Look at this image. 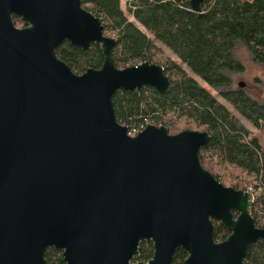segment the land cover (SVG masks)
<instances>
[{
  "label": "water",
  "instance_id": "water-1",
  "mask_svg": "<svg viewBox=\"0 0 264 264\" xmlns=\"http://www.w3.org/2000/svg\"><path fill=\"white\" fill-rule=\"evenodd\" d=\"M83 1L0 0V264H44L47 248L65 264H172L179 248L182 264H245L264 243L254 193L202 166L207 131L148 124L130 135L117 121V90L164 94L170 81L157 63L118 68L116 39ZM204 1L188 0L196 12ZM66 40L99 45L100 68L75 73L55 52ZM142 241L153 254L135 262Z\"/></svg>",
  "mask_w": 264,
  "mask_h": 264
},
{
  "label": "trees",
  "instance_id": "trees-1",
  "mask_svg": "<svg viewBox=\"0 0 264 264\" xmlns=\"http://www.w3.org/2000/svg\"><path fill=\"white\" fill-rule=\"evenodd\" d=\"M82 5L100 19L104 33L116 39L112 57L118 68L154 62L164 68L170 81L164 94L150 86L140 91L117 90L112 96L117 121L129 131L148 122L169 129L174 121L165 116L172 112L176 118L187 117L195 127H203L210 140L200 149L202 166L206 167L205 153H209L249 175L254 180L251 191L255 196L251 213L256 226L264 228V150L251 137L250 130L180 66L183 64L207 86L226 89L231 84L226 72L244 69L233 55L238 42L256 63L264 64V0H205L201 12L194 11L188 0H132L129 4L124 0H84ZM155 41L166 47L179 63L170 56L154 60ZM55 52L74 72L100 68L103 61L97 44L82 50L66 40ZM220 95L264 132V104L247 96L242 89L223 90ZM213 176L219 180L217 175ZM214 225V239L224 240L229 230L219 221L215 220ZM150 253L151 246L141 242L134 261L146 260ZM186 255L184 249H177L172 264H182ZM44 258V264H65L62 252L54 248H47ZM245 264H264V243L249 246Z\"/></svg>",
  "mask_w": 264,
  "mask_h": 264
},
{
  "label": "rangeland",
  "instance_id": "rangeland-1",
  "mask_svg": "<svg viewBox=\"0 0 264 264\" xmlns=\"http://www.w3.org/2000/svg\"><path fill=\"white\" fill-rule=\"evenodd\" d=\"M125 5H122V8L125 9ZM107 36H111L108 32L104 33ZM156 42V41H155ZM157 49L155 50L154 60L161 59L163 57L170 56L174 58L177 62L178 60L175 56L162 44L156 42ZM233 55L235 59L240 61L244 67L241 72H226V75L230 78L231 84L226 89H214L206 84H204L199 78L194 76L186 67L180 63L182 68H185L186 73L191 75L197 79L201 86L206 88L210 93L215 95L217 100L222 102L228 110L237 118V120L248 128L251 132V137H255L262 149L264 150V132L255 128L248 120H246L243 116H241L237 111L233 109L231 105L225 101L220 92L223 90H238L242 89L244 93L257 101L260 104H264V64L256 63L247 50V48L242 43H237L233 49ZM154 63V62H152ZM179 63V62H178ZM77 74H81L83 72H75ZM244 83V87L240 88L238 86L239 82ZM172 117V121L174 124L170 126L168 132L171 134L178 133L182 130H197L202 131L203 127H195L192 120L187 117L176 118L172 112H168L165 118ZM205 161H206V169L209 170L213 175H217L219 177V181L223 183L225 186H237L242 189L248 188L251 190V185L254 184V180L249 176L236 169L234 166L221 162L216 156L212 154L205 153ZM240 188V189H241Z\"/></svg>",
  "mask_w": 264,
  "mask_h": 264
},
{
  "label": "flooded vegetation",
  "instance_id": "flooded-vegetation-1",
  "mask_svg": "<svg viewBox=\"0 0 264 264\" xmlns=\"http://www.w3.org/2000/svg\"><path fill=\"white\" fill-rule=\"evenodd\" d=\"M11 19H12L13 25L17 29H24V28H26L28 26L26 21L21 16L15 14V13L11 14ZM142 242H145L147 245L151 246L150 257L148 259H146V260H138V261H135V262H148L151 259V257H152V254H153V244H152V242L151 241H142ZM140 244H141V242H140ZM140 244H139V249H140ZM139 249H138V251H139Z\"/></svg>",
  "mask_w": 264,
  "mask_h": 264
},
{
  "label": "built area",
  "instance_id": "built-area-1",
  "mask_svg": "<svg viewBox=\"0 0 264 264\" xmlns=\"http://www.w3.org/2000/svg\"><path fill=\"white\" fill-rule=\"evenodd\" d=\"M131 1H132V0H124V2H125V3L127 2L128 4H129ZM148 124H155V123H149V122H148V123L142 125L139 129L132 130V131H129V130H128V127H127L126 125H125V126L127 127L128 133H129L130 135H135V134H137L138 132H140L141 130H143V129L146 127V125H148ZM123 125H124V124H123ZM155 125H156V124H155Z\"/></svg>",
  "mask_w": 264,
  "mask_h": 264
}]
</instances>
